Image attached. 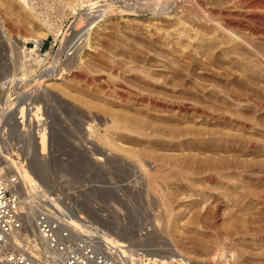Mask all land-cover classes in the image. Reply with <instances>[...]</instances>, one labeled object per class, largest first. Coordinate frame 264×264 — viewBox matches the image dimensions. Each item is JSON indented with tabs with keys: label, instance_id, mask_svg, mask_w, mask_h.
Here are the masks:
<instances>
[{
	"label": "rangeland",
	"instance_id": "374dc122",
	"mask_svg": "<svg viewBox=\"0 0 264 264\" xmlns=\"http://www.w3.org/2000/svg\"><path fill=\"white\" fill-rule=\"evenodd\" d=\"M136 1L110 3L135 6ZM210 1L215 7L225 6L222 1L202 0L205 7L213 5ZM18 2L0 0V79L22 70L17 38L44 39L47 62L56 64L63 59L62 75L49 79L52 84L44 87L40 102L44 104L47 132L26 140L30 157L38 155V163L45 169L35 175L36 168L28 162L41 184L56 188L61 180H73L88 217L109 238L111 234L127 246L126 264H264V129L255 121L264 119V106L244 98L223 102L202 90L217 89L228 96L232 85L226 81L230 75L212 72L201 54L215 56L216 67H223L221 72L228 67L263 79L264 66L249 57L219 52L217 32L203 27V10L199 12L192 2L180 12L170 9L168 16L157 20L151 18L148 8L120 6L124 11L107 16L89 41L85 38L86 22L82 17L76 20L82 8L80 0H34L36 20L23 12ZM178 42L189 52L179 48ZM193 49L203 53H192ZM183 54L190 59H182ZM76 58L80 61L73 64ZM229 79L240 86L238 78L231 75ZM135 94L156 97L165 107L136 102L132 98H137ZM192 105L203 114H194ZM235 113L247 122L244 128L237 126ZM115 115L123 119L130 116L129 120L144 122L150 132L163 135L105 132L104 126ZM228 115L234 116V122L225 119ZM97 131L108 133L115 148L98 141ZM127 150L141 154L143 166L153 163L150 167L173 166L175 170L169 172L171 177L155 180L158 188L151 190L142 176L143 167L126 155ZM163 197L170 200L169 213L161 205Z\"/></svg>",
	"mask_w": 264,
	"mask_h": 264
},
{
	"label": "built area",
	"instance_id": "2783aa9c",
	"mask_svg": "<svg viewBox=\"0 0 264 264\" xmlns=\"http://www.w3.org/2000/svg\"><path fill=\"white\" fill-rule=\"evenodd\" d=\"M28 1L34 5V0ZM80 3L76 20L82 17L85 29L89 18H107L113 6L148 8L145 0L135 6L110 0ZM17 41L22 70L8 76L0 87V264H126L127 246L105 240L106 231L83 210L73 180H61L56 188L42 184L31 195L26 191L22 176L31 159L26 140L47 132L40 102L56 61L47 62L46 40Z\"/></svg>",
	"mask_w": 264,
	"mask_h": 264
},
{
	"label": "bare ground",
	"instance_id": "6f19581e",
	"mask_svg": "<svg viewBox=\"0 0 264 264\" xmlns=\"http://www.w3.org/2000/svg\"><path fill=\"white\" fill-rule=\"evenodd\" d=\"M18 1V0H17ZM225 2L224 3V7L223 8H218V6L217 7H215L214 6V4L211 2V4H213V5H208L207 7H205V5H204V3L202 2V0H145V3H146V5H147V7H148V9L150 10V13L149 14H151L150 16H151V18L152 19H154V20H157V19H155V18H158V17H161V16H168L169 15V12H170V9H175V10H177V11H179L180 10V8L181 7H184V6H186V4H187V6H188V4H189V2H192L191 4L196 8V9H198V11L199 10H203V17H205L204 19H203V17H201L203 20H206L205 22L203 21V23L202 24H204L205 23V26L203 25V27L204 28H206V30H215L217 33H216V36H217V38L219 39L218 40V48H219V52H221L222 54H238V55H241V57L242 56H244V57H249V58H252V60L253 59H255V60H257V62H259V63H257V64H259V66H260V64L261 65H263L264 66V0H217V1H215V2ZM137 2V1H136ZM210 2H208V3H210ZM214 2V3H215ZM206 3H207V1H206ZM205 3V4H206ZM18 4H19V8L23 11V12H25L26 14H28L29 16H31V18H33V19H37L38 18V15H36L35 14V12H34V7L32 6V4L31 3H29L28 2V0H19V2H18ZM217 4H220V3H217ZM221 4H223V3H221ZM138 5H142V4H138ZM207 5V4H206ZM221 6V5H220ZM128 8V7H127ZM134 8V10H136L135 8H138V9H141V7L140 6H136V7H131V8H129V9H133ZM192 8V7H191ZM237 8H240L241 10H237ZM124 9V8H123ZM122 8H120V6H113V7H111L110 8V16H111V14H114V13H116V14H119V13H121V12H123L124 10H123ZM242 9H244V10H242ZM146 10H147V8H146ZM128 11V10H127ZM132 12H134V11H132ZM176 12V11H175ZM180 12V11H179ZM199 12H201V11H199ZM109 13V12H108ZM178 13V12H177ZM183 13V12H182ZM108 16V15H107ZM182 16V15H181ZM180 16V17H181ZM194 16V15H193ZM200 16V15H199ZM179 17V16H178ZM199 18V17H198ZM39 19V18H38ZM83 19V18H82ZM177 19V18H176ZM106 21V16L104 17V15H101V16H99V17H96V18H89L88 19V24H87V26H86V30H85V32H86V39H87V41H89L91 38H92V34H93V32H94V30L96 31L98 28H100V26H101V24H99L100 22H102V21ZM104 21V22H105ZM199 21V20H198ZM156 22V21H155ZM200 22V21H199ZM179 23L180 24H182V21H179ZM201 23V22H200ZM157 24V23H156ZM182 25H184V24H182ZM85 29V28H84ZM49 30V29H48ZM200 30V29H199ZM204 30V29H203ZM207 31V32H208ZM52 32V31H51ZM215 33V32H214ZM200 34V33H199ZM85 35V34H84ZM83 35V36H84ZM209 35H211V34H209ZM213 36V35H212ZM208 37V36H207ZM209 38H210V36H209ZM215 38V37H214ZM213 38V39H214ZM216 38V39H217ZM202 39V38H201ZM24 40H28V39H26V38H24ZM30 40V39H29ZM33 40V39H32ZM35 40H41V39H35ZM200 40V39H199ZM199 40H198V42H199ZM215 40V39H214ZM195 41H196V39H195ZM204 43V42H203ZM214 43V42H213ZM199 44H201V43H199ZM177 46H179V48L181 47V48H183V49H186V51L185 52H189V50L187 51V48L184 46V44H182V43H180V42H178L177 43ZM197 46V45H196ZM209 47V46H208ZM207 47V48H208ZM217 48V49H218ZM190 49V48H189ZM215 50V49H214ZM193 52L192 53H199V51H198V49L196 50V49H193L192 50ZM204 51H207L206 49L204 50ZM216 51V50H215ZM184 52V53H185ZM200 52H202V51H200ZM209 52V51H208ZM203 53V52H202ZM201 54V53H200ZM207 54V53H206ZM210 54H211V52H210ZM184 55V54H183ZM203 57H204V59L205 60H203L204 62L203 63H205V65H207L206 67L208 68V66H209V69L212 71V72H216V74L218 73L219 75L221 74L222 76L224 75V74H226V76H227V74L228 75H232L234 78H238V84H240V86L242 85V88L243 89H241L240 88V86L238 87V85H237V81H236V84H235V82L233 83V82H231V80L229 79V77L226 79V81L227 82H229V85H232L231 87H230V95H224L223 93H221L220 91H218L217 89V91L215 90V89H208L207 87H203L204 89H202L201 87V89L202 90H207V92L208 93H210L209 95H211L212 94V98H217V99H222V101L223 100H225V101H227L228 99H232V98H234V99H238V98H241V101H242V98H244V100L246 99L247 101H251V103L253 102L254 104H256L258 107L260 106V107H263L264 106V78L263 79H260L259 77L258 78H256V77H253V76H247V75H243L242 74V72L241 71H238V70H234V69H232V68H230L231 69V71L230 70H228V67L226 68V71L224 70V72H221L220 71V69H222L221 67H220V69L218 68V67H216V66H218V65H216L215 64V62H216V59L214 58V57H211V56H208V55H205V54H201ZM237 55V56H238ZM189 56V55H188ZM188 56H181L182 57V59L183 58H185L186 60H189L188 59ZM213 56V55H212ZM232 56H234V55H232ZM232 56H230V57H232ZM236 56V55H235ZM179 57V56H178ZM222 57V56H221ZM225 57V56H224ZM227 57H229V56H227ZM229 57V58H230ZM184 59V60H185ZM192 59V58H191ZM219 59V58H218ZM250 60V59H249ZM254 60V61H255ZM54 61V60H53ZM79 61L80 60H78V58H76V59H74V61H73V64L75 63V64H78L79 63ZM192 61V60H191ZM228 61V60H227ZM251 61V60H250ZM185 62V61H184ZM221 62V61H220ZM57 63H59V62H57ZM54 64V70H55V73L53 74H51L50 75V77H52V76H54V75H62L61 73L62 72H58V73H56V70H57V65L58 64ZM232 63V62H231ZM196 64V63H195ZM199 64V63H198ZM222 64V63H221ZM229 64H230V61H229ZM190 65V64H189ZM189 65H187L186 64V66H189ZM183 66V65H182ZM184 66H185V64H184ZM234 66H235V64H234ZM234 66H232L233 68H234ZM237 66V65H236ZM262 66V67H263ZM190 67V66H189ZM195 67V66H194ZM182 68V67H181ZM200 68V67H199ZM239 68H240V66H239ZM238 68V69H239ZM204 69V68H203ZM208 69V70H209ZM179 70V69H178ZM208 70H207V72H208ZM209 70V71H210ZM63 71V70H62ZM177 71V70H176ZM183 71V70H182ZM203 71V70H202ZM244 71V70H243ZM181 72V71H180ZM192 72V71H191ZM205 72V71H204ZM200 73V72H199ZM244 73V72H243ZM194 74V73H193ZM208 74V73H207ZM248 74V73H247ZM58 75V76H59ZM144 75V74H143ZM196 75H198V74H196ZM9 75H6L5 76V78H4V80L8 77ZM175 76V75H174ZM198 76H200V75H198ZM212 76H214V75H212ZM256 76V75H255ZM144 77V76H143ZM173 77V76H172ZM176 77H178V76H176ZM209 77V76H208ZM224 77V76H223ZM261 77V76H260ZM60 78V77H59ZM206 78V77H205ZM214 78H215V76H214ZM139 79V78H138ZM140 79H141V77H140ZM144 79V78H143ZM146 79V78H145ZM51 80V79H50ZM52 80H53V78H52ZM51 80V81H52ZM148 80V79H147ZM146 80V81H147ZM204 80V79H203ZM222 80V79H221ZM224 80V79H223ZM233 80H235V79H233ZM149 81V80H148ZM225 81V82H226ZM154 82V81H153ZM148 83H150V82H148ZM201 83V82H200ZM2 84H3V81H2V79H0V87L2 86ZM50 84H52L51 82H50ZM50 84H48V85H50ZM192 84V83H191ZM205 84V83H204ZM227 84V83H226ZM199 85V84H198ZM194 86V85H193ZM197 86V85H196ZM195 87V86H194ZM210 87V86H209ZM215 87V86H214ZM225 87H227V86H225ZM123 88V87H122ZM183 88V87H182ZM200 88H197V89H199L200 90ZM217 88V87H216ZM228 88V87H227ZM240 88V89H239ZM196 89V90H197ZM229 89V88H228ZM125 90V89H124ZM195 90V91H196ZM208 90H212V91H208ZM215 90V91H214ZM133 91V90H132ZM177 91V90H176ZM201 91V90H200ZM229 91V90H228ZM128 92V91H127ZM134 92V91H133ZM150 92V91H149ZM152 92V91H151ZM192 92V91H191ZM203 92V91H202ZM223 92V91H222ZM125 93V92H124ZM132 93V92H131ZM145 93V92H144ZM208 93H204V94H208ZM225 93V92H224ZM119 94V93H118ZM117 94V95H118ZM134 94V93H133ZM133 94H131V95H133ZM155 94V93H154ZM181 94V93H180ZM195 94V93H194ZM197 94V93H196ZM226 94H227V92H226ZM122 95L124 96V94L122 93ZM125 95H127V93L125 94ZM130 95V94H129ZM129 95H128V97H129ZM136 95V99H134V97H132L133 98V100H135L136 102L138 101V102H142V103H146V104H148V105H150V106H153V107H161V108H164L163 107V104H161V106H160V104L158 103V101H157V99L158 98H156V97H150V96H148V95H145V94H135ZM134 95V96H135ZM150 95V94H149ZM156 95V94H155ZM188 95V94H187ZM198 95V94H197ZM154 96V95H153ZM178 96V95H177ZM193 96V95H192ZM121 97V96H120ZM188 97H189V95H188ZM187 97V98H188ZM195 97V96H194ZM197 97V96H196ZM129 98H131V97H129ZM179 97H177L176 99H178ZM186 98V97H185ZM214 98V99H215ZM166 99V98H165ZM179 99H181V98H179ZM204 99V98H203ZM130 100H132V99H130ZM200 100V99H199ZM240 100V99H239ZM165 101H167V99L165 100ZM160 102V101H159ZM168 102V101H167ZM224 102V101H223ZM228 102V101H227ZM163 103V102H162ZM166 102H164V104H165ZM173 103V102H172ZM178 103V102H177ZM180 103V102H179ZM197 103V102H196ZM230 103V102H229ZM139 104V103H138ZM184 104V103H183ZM186 104V103H185ZM220 103H218V105H219ZM253 104V105H254ZM174 105H177V104H174ZM182 105V104H181ZM199 105V104H198ZM167 106V105H166ZM170 106V105H169ZM188 106H190L189 104H188ZM201 106V105H200ZM193 107V105L190 107V108H192ZM219 107V106H218ZM248 107H249V105H248ZM183 108V107H182ZM185 108H186V106H185ZM185 108H184V110H185ZM188 108V107H187ZM198 108V107H197ZM196 108V106H194L193 107V111H194V114L195 113H200L201 111L199 110V109H197ZM220 108V107H219ZM177 109V108H176ZM179 109V108H178ZM205 109V108H204ZM225 109V108H224ZM184 110H182L181 109V111H184ZM187 110V109H186ZM203 110V109H202ZM215 110V109H214ZM221 110V109H220ZM257 110H258V108H257ZM261 110V109H260ZM166 111V110H165ZM204 111H206V110H204ZM213 111V110H212ZM229 111V110H228ZM175 112H176V110H175ZM237 112V111H236ZM243 112H245V111H243ZM109 113V112H108ZM111 113H113V111L111 110ZM219 113H220V111H219ZM224 113V112H223ZM118 114V113H117ZM126 114V113H125ZM200 114H203V113H200ZM213 114V113H212ZM218 114V113H217ZM232 114V113H231ZM230 114V115H231ZM239 114V113H238ZM247 114V113H246ZM245 114V115H246ZM109 115V114H108ZM114 115V114H113ZM112 115V116H113ZM122 115V114H121ZM210 115V114H209ZM225 115V114H224ZM227 115V114H226ZM234 115V114H233ZM232 115V116H233ZM241 115V114H240ZM249 115V114H248ZM255 115V114H254ZM258 115V114H257ZM93 116V115H92ZM111 116V117H112ZM123 116H125L124 114H123ZM207 116V115H206ZM211 116V115H210ZM235 116H236V118H235V121H236V124H237V126L239 125L240 127H243L244 125L246 126V124H247V122H245V120H243L242 118H239V117H237V114L235 113ZM239 116V115H238ZM127 117V116H126ZM130 116H128V118H125V119H123V118H120V115L119 116H117L116 117V115H115V117H112L111 118V121H110V124H108V123H106V124H108L107 126H104V128L103 129H105V127H106V129L104 130L105 132H108V131H110L111 129H113L114 131L116 130L117 132L119 131V133H120V131L122 132V133H129V135L130 134H137V135H141V137L142 136H147V135H152V136H161L162 137V135L163 134H160V133H158V132H150L149 131V126H147V124H145L144 122L142 123V122H138L137 120V122H135V120H129L130 118H129ZM215 117V116H214ZM218 117V116H217ZM220 117H222L221 119H222V121H223V119H224V117H223V114H222V116H220ZM234 117V116H233ZM232 117V118H233ZM242 117H243V115H242ZM261 117V116H260ZM109 118V117H108ZM228 119L229 120V118H231V116L229 117V115L227 116V117H225V119ZM231 118V120H233ZM246 118V117H245ZM253 118H255L254 116H253ZM259 118V117H258ZM258 118H255V121H256V124H259V127L260 128H263L264 129V119L261 121H259V119ZM98 119V118H97ZM131 119H132V117H131ZM139 120V119H138ZM230 120V121H231ZM248 120V119H247ZM252 120V119H251ZM97 121V120H96ZM140 121V120H139ZM146 121V120H145ZM108 122V121H107ZM233 122H234V120H233ZM248 122H250V121H248ZM253 122V121H252ZM147 123V122H146ZM151 123V122H150ZM255 123V122H254ZM102 124V123H101ZM255 124V125H256ZM149 125V124H148ZM231 125V124H230ZM255 125H254V127H255ZM103 126V125H102ZM257 126V125H256ZM253 127V126H252ZM244 128V127H243ZM108 129H110V130H108ZM155 129V128H154ZM153 129V130H154ZM234 129V128H233ZM238 130V129H237ZM112 131V130H111ZM110 131V132H111ZM157 131V130H156ZM159 131V130H158ZM224 131V130H223ZM100 132V131H99ZM221 132V131H220ZM244 132V131H243ZM94 133V132H93ZM97 134H98V131L96 132ZM96 133H94V134H96ZM112 133V132H111ZM211 133H213V132H211ZM233 133V132H232ZM246 133V132H245ZM91 134V133H90ZM100 134V135H99ZM98 135L99 136H97V135H95V136H97V140L98 141H100L101 143H103L104 145H106V146H109L110 147V149H114L115 148V144H113V142L108 138V133H104L103 134V132H102V135H101V133H99ZM166 134V133H165ZM214 134V133H213ZM224 134V133H223ZM227 134V133H226ZM225 134V135H226ZM231 134V133H230ZM235 134L237 135V132H235ZM234 134V135H235ZM240 134V133H239ZM119 135V134H118ZM211 135V134H210ZM228 135V134H227ZM241 135V134H240ZM88 136V135H87ZM86 136V137H87ZM90 136V135H89ZM92 136H94V135H92ZM168 136V135H167ZM214 136V135H213ZM221 136H223V135H220V137ZM129 137V136H128ZM151 137V136H150ZM218 137V136H217ZM229 137V136H228ZM131 138V137H130ZM147 138H149V137H147ZM152 138V137H151ZM154 138V137H153ZM172 138V137H171ZM208 138H209V136H208ZM221 138H224V137H221ZM227 137H225V139H226ZM94 139V138H93ZM95 139H96V137H95ZM94 139V140H95ZM115 139V138H114ZM117 139H119V138H117ZM145 139V138H144ZM156 139V138H155ZM201 139V138H200ZM210 139V138H209ZM217 139V138H216ZM232 139V138H231ZM88 140V139H87ZM168 140V139H167ZM152 141V140H151ZM154 141V140H153ZM227 141V140H226ZM229 141V140H228ZM237 141H239V140H237ZM242 141V140H241ZM159 142V141H158ZM219 142V141H218ZM233 142V141H232ZM245 140H244V144H245ZM95 143V142H94ZM216 143V142H215ZM234 143H236V142H234ZM233 143V144H234ZM238 143V142H237ZM242 143V144H243ZM247 143V142H246ZM252 143V142H251ZM96 144V143H95ZM117 144V143H116ZM156 144V143H155ZM222 144V143H221ZM225 144V143H224ZM240 144L241 143H239V146H240ZM241 144V145H242ZM243 144V145H244ZM253 144H254V142H253ZM253 144L252 145H250L251 147L253 146ZM232 145V144H231ZM248 145V144H247ZM247 145H244V146H247ZM258 145V144H257ZM117 146V145H116ZM122 146V145H121ZM118 148H120L119 146H117ZM95 148V147H94ZM101 148V147H100ZM118 148H117V150H118ZM30 149V148H29ZM97 149V148H96ZM121 150H122V148H120ZM123 150H125V149H123ZM28 151V150H27ZM29 151H31V150H29ZM93 151V150H92ZM98 151V150H97ZM94 152V151H93ZM96 152V151H95ZM102 152V151H101ZM100 152V153H101ZM105 152V151H104ZM114 152V151H113ZM127 154L126 155H128L130 158H133L135 161H139V163H140V165H141V167H143L141 170H142V176L144 177V180L146 179L147 181H148V183H149V188L151 189V190H156L158 187H157V185L155 184V180H158L159 178L161 179H165V178H167V176H168V174H169V172L172 170V172H173V170H175L174 169V167L173 166H171V167H166V168H164L163 166L162 167H150V166H153L152 164H150V163H148V166H146V164H145V166H143L142 165V155L140 156L138 153H136V152H134V150L132 151V150H127V151H125ZM137 152H139V151H137ZM117 153V152H116ZM141 153V152H140ZM106 154V153H105ZM125 154V153H124ZM143 154V153H142ZM112 155H114V154H112ZM30 156V155H29ZM38 156V155H37ZM37 156H34V158H32L31 157V159L29 160V161H31L32 163H33V166H34V168H36V174L35 175H37V173H42V170H45V169H42V166L40 165L41 163H38L39 161L37 160ZM103 156H101L100 157V160H102L103 158H102ZM107 157V156H106ZM117 158V157H116ZM119 158V157H118ZM128 158V157H127ZM81 159V158H80ZM105 159V158H104ZM112 159V158H111ZM115 159V158H114ZM121 159V158H120ZM122 159H124V158H122ZM121 159V160H122ZM145 159H148L147 157L145 158ZM79 160V159H78ZM115 160H117V159H115ZM82 161V160H81ZM91 161V160H90ZM133 161V160H132ZM147 161V160H146ZM110 162V161H109ZM125 162V161H124ZM148 162V161H147ZM152 162H155V161H152ZM158 162V161H157ZM90 163V162H89ZM104 163H106V162H104ZM128 163V162H127ZM94 164V163H93ZM135 164H137V163H135ZM155 164V163H154ZM29 165V164H28ZM32 165V164H31ZM44 165V164H43ZM91 165V164H90ZM95 165V164H94ZM113 165V164H112ZM102 166V165H101ZM106 166V165H105ZM115 166V165H114ZM113 166V167H114ZM125 166V165H124ZM139 166V165H138ZM176 166V165H175ZM127 167V166H126ZM140 167V166H139ZM178 167V166H177ZM137 168V167H136ZM139 169V168H138ZM208 169V168H207ZM206 169V170H207ZM210 169V168H209ZM96 170V169H95ZM140 170V171H141ZM221 170V169H220ZM177 171V170H176ZM208 171V170H207ZM47 172V171H46ZM139 172V171H138ZM175 172V171H174ZM206 172V171H205ZM210 172V171H209ZM217 172V171H216ZM44 173L45 172H43V176H44ZM171 173V172H170ZM219 173V172H218ZM174 174V173H173ZM176 174V173H175ZM174 174V175H175ZM179 174V173H178ZM203 174V173H202ZM34 175V172H33V170H32V167H25V170H24V172H23V179L25 180V184H26V191H27V193L29 194V195H31V194H33V192L35 193L36 192V190L37 189H39V187L42 185L41 184V182L37 179L38 177H36ZM39 175V174H38ZM40 176H42V174L40 175ZM47 176V175H46ZM170 176V175H169ZM168 176V177H169ZM180 176V175H179ZM219 176V175H218ZM48 177V176H47ZM142 177V178H143ZM171 177V176H170ZM159 179V180H160ZM183 179V178H182ZM209 179V178H208ZM216 179V178H215ZM38 180V181H37ZM46 180V179H45ZM209 182H218V180H208ZM220 182V181H219ZM226 182V181H225ZM222 183V182H221ZM227 184V183H226ZM195 186V185H194ZM196 187V186H195ZM235 187V186H234ZM192 190H194V189H192ZM246 192V191H245ZM244 192V193H245ZM247 195V194H246ZM262 195V194H261ZM255 196V195H254ZM252 197V196H251ZM256 197V196H255ZM264 197V196H263ZM30 198V196L29 197H26V200H28ZM164 199H166L165 197H163V204H162V202H161V205H164L163 207L165 208V210H166V212L167 213H169L168 211H169V209L171 210L172 209V207L169 205V203H170V200L167 202V201H164ZM219 200V199H218ZM171 204V203H170ZM170 207V208H169ZM171 212V211H170ZM217 212V211H216ZM217 214H218V212H217ZM104 238H105V240H107V241H109V242H111V244H117V245H121V244H123L122 242H120V240H118V239H116L115 237H113V236H111V234H110V238H109V235L108 234H106L105 233V236H104ZM221 260V259H220ZM219 261V260H218ZM217 261V262H218ZM221 262V261H220ZM127 264H129V263H127Z\"/></svg>",
	"mask_w": 264,
	"mask_h": 264
}]
</instances>
